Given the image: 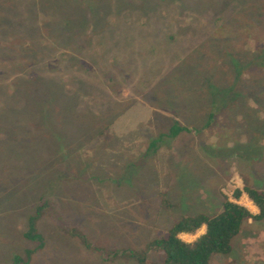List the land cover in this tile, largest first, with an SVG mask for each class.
Here are the masks:
<instances>
[{"label":"rangeland","instance_id":"1","mask_svg":"<svg viewBox=\"0 0 264 264\" xmlns=\"http://www.w3.org/2000/svg\"><path fill=\"white\" fill-rule=\"evenodd\" d=\"M259 48L264 0H0V264L40 200L28 264H136L102 253L223 199L257 214L232 193L264 192ZM173 122L191 132L167 138ZM207 264H264V220Z\"/></svg>","mask_w":264,"mask_h":264},{"label":"trees","instance_id":"2","mask_svg":"<svg viewBox=\"0 0 264 264\" xmlns=\"http://www.w3.org/2000/svg\"><path fill=\"white\" fill-rule=\"evenodd\" d=\"M258 58L261 60L259 64ZM252 62L264 69V49L260 51L259 48L257 50ZM232 66L234 68L235 64L232 63ZM238 76L239 73L237 71L235 80H237ZM260 88L263 89L264 86L260 85ZM238 95L239 92H236L235 96ZM190 132L189 129L173 122L167 130L166 137L172 139L182 133L188 134ZM263 140L261 139V142ZM156 142L159 141L157 139L151 140L148 144V149L153 150ZM241 193L251 202L257 214L252 215L244 207L223 199L220 211L212 217L195 215L180 218L169 227L163 237L151 240L142 251L137 252L126 249L107 251L109 253H102L104 254L102 258L106 261L128 260L136 264H207L211 255H224L230 252V241L237 235L243 222L248 220L260 222L264 220V192L250 188L243 181L242 190H234L232 199L237 201ZM45 209H47L46 203L44 200H40L32 214L27 217L21 237L28 246L21 255H14L9 264H28L31 256L42 248L43 239L36 229V222L42 217L41 215ZM201 227L204 228L203 234L191 243H185L178 238V235L192 236ZM81 242L86 249L97 251L95 247L85 243L82 236H80Z\"/></svg>","mask_w":264,"mask_h":264},{"label":"crops","instance_id":"3","mask_svg":"<svg viewBox=\"0 0 264 264\" xmlns=\"http://www.w3.org/2000/svg\"><path fill=\"white\" fill-rule=\"evenodd\" d=\"M255 209V208H254ZM202 229H204V228H202ZM181 236V235H180Z\"/></svg>","mask_w":264,"mask_h":264}]
</instances>
